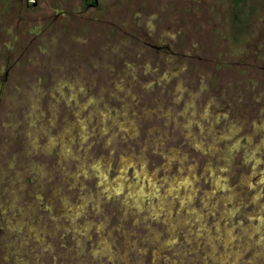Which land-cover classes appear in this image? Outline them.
Segmentation results:
<instances>
[{
	"label": "rangeland",
	"instance_id": "374dc122",
	"mask_svg": "<svg viewBox=\"0 0 264 264\" xmlns=\"http://www.w3.org/2000/svg\"><path fill=\"white\" fill-rule=\"evenodd\" d=\"M0 3V264H264V0Z\"/></svg>",
	"mask_w": 264,
	"mask_h": 264
},
{
	"label": "flooded vegetation",
	"instance_id": "af4514ba",
	"mask_svg": "<svg viewBox=\"0 0 264 264\" xmlns=\"http://www.w3.org/2000/svg\"><path fill=\"white\" fill-rule=\"evenodd\" d=\"M27 2H28V0H27ZM1 4V3H0ZM35 3H33L32 5H27V7H29V6H33ZM97 5V0H90V4H89V6L90 7H95ZM35 6V5H34ZM0 10H1V8H0ZM2 23L0 22V25H1Z\"/></svg>",
	"mask_w": 264,
	"mask_h": 264
},
{
	"label": "trees",
	"instance_id": "16d2710c",
	"mask_svg": "<svg viewBox=\"0 0 264 264\" xmlns=\"http://www.w3.org/2000/svg\"><path fill=\"white\" fill-rule=\"evenodd\" d=\"M235 1H236V2H238V1L241 2V0H235Z\"/></svg>",
	"mask_w": 264,
	"mask_h": 264
}]
</instances>
